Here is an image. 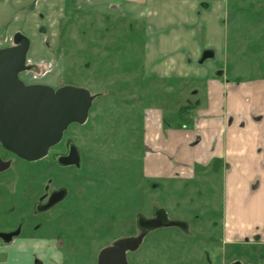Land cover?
Here are the masks:
<instances>
[{
    "label": "rangeland",
    "instance_id": "obj_1",
    "mask_svg": "<svg viewBox=\"0 0 264 264\" xmlns=\"http://www.w3.org/2000/svg\"><path fill=\"white\" fill-rule=\"evenodd\" d=\"M110 9L69 6L56 46L46 39L49 56L28 58L31 67L21 73L26 83L56 76L53 87L84 86L96 98L87 122L72 124L47 157L25 161L0 143V156L9 163L0 172V237L50 238L54 257L38 258L46 262L50 257L46 264H97L103 247L143 230L146 237L129 253L130 264H227L240 255L245 264H261L263 256L250 255L251 260L247 248L234 249L223 236L219 177L203 169L194 180L155 181L144 175L145 112L155 108L170 82L161 84L144 69V19ZM223 21L226 61L216 59V71L228 68L232 80L262 83L264 0H229ZM6 35L2 47L14 44ZM197 79L189 76L190 84L197 85ZM71 146L81 156L78 167L60 161L71 154ZM60 189L67 191L62 202L47 212L35 210ZM153 220L154 225H144ZM178 221L184 225H175ZM8 257L0 254V264ZM20 259L14 264L37 263L24 255Z\"/></svg>",
    "mask_w": 264,
    "mask_h": 264
},
{
    "label": "crops",
    "instance_id": "obj_2",
    "mask_svg": "<svg viewBox=\"0 0 264 264\" xmlns=\"http://www.w3.org/2000/svg\"><path fill=\"white\" fill-rule=\"evenodd\" d=\"M228 3L229 0H0V43L6 34L8 38L23 32L32 38L29 57H48L46 39L56 46L61 20L69 6L111 8L112 12L120 9L144 19V69L147 76L159 77V83L170 82L166 94L156 98L155 108L145 112L144 175L155 181L169 180L176 175L186 176L197 166L221 175L227 195L226 240L261 235L263 240L257 241L256 251L263 253L264 81H235L227 78L224 68L216 71V59L226 61L227 28L223 20ZM204 26L206 41L202 36ZM214 37L220 43L218 48ZM191 75L198 77L197 85L190 84ZM56 78L38 83L51 85ZM175 100L184 103L178 105ZM46 246L51 244L0 240V254H8L6 260L14 264L24 259H20L22 255L31 260L39 258ZM46 261L49 263L50 258Z\"/></svg>",
    "mask_w": 264,
    "mask_h": 264
},
{
    "label": "water",
    "instance_id": "obj_3",
    "mask_svg": "<svg viewBox=\"0 0 264 264\" xmlns=\"http://www.w3.org/2000/svg\"><path fill=\"white\" fill-rule=\"evenodd\" d=\"M13 39L14 44L0 48V143L19 158L36 161L62 140L71 124L87 122L96 95L84 86L26 83L21 73L31 67L27 64L31 41L23 32H16ZM71 151L60 161L80 165L77 148ZM8 167L0 156V172ZM66 193L65 189L55 192L40 208L51 207ZM141 239L124 238L115 247H104L98 264H128L125 250L137 248Z\"/></svg>",
    "mask_w": 264,
    "mask_h": 264
},
{
    "label": "flooded vegetation",
    "instance_id": "obj_4",
    "mask_svg": "<svg viewBox=\"0 0 264 264\" xmlns=\"http://www.w3.org/2000/svg\"><path fill=\"white\" fill-rule=\"evenodd\" d=\"M205 56V55H204ZM28 58H29V53H28ZM227 73H228V68L225 70ZM222 73H223V71H222ZM228 77H230V76H228L227 75V78ZM231 79V78H230ZM235 80V79H234ZM235 81H237V80H235ZM238 81H240V80H238ZM74 124V123H73ZM72 125V124H71ZM70 125V126H71ZM69 126V127H70ZM67 131V130H66ZM65 131V132H66ZM65 134V133H64ZM64 137V136H63ZM63 139V138H62ZM62 142V140L58 143V144H56V145H54V146H52L51 148H50V150H49V152H48V154L45 156V157H47L50 153H51V151L56 147V146H58L60 143ZM75 148V147H74ZM70 150H73V146H71V149ZM67 151V149L65 150V151H62L63 153L64 152H66ZM10 152V151H9ZM12 153V152H11ZM14 154V153H13ZM17 156V155H16ZM18 157V156H17ZM81 157V156H80ZM20 159H22V158H20ZM22 160H24V159H22ZM5 161V160H4ZM25 161H27V160H25ZM29 162H31V161H29ZM80 164H81V162H80ZM74 165H76L77 167L79 166V165H77V164H74ZM8 169V168H7ZM200 167H199V169H198V166L196 167V169H195V171H193V172H190V173H188L186 176H180V175H176L175 177H173V178H178V177H185V178H188V180H194V179H196V175L198 174V172L200 171ZM204 171H208V172H211L213 175H216L217 177H219V179L221 180V200H220V202H221V213H222V222H223V236L225 237V224H226V213H225V210H226V199H227V195L225 194V189H224V187H223V183H224V180L222 179V177H221V175L219 176L218 174H216V173H213L212 171H210V170H208V169H203ZM2 172V171H1ZM61 190V189H60ZM59 190H54V191H52L50 194H51V196L55 193V192H58ZM67 195V194H66ZM65 195V197L63 198V199H61L60 201H58L57 203H55V204H53L51 207H49V208H45V209H41L40 207L41 206H44L46 203H48V202H46V203H39V204H37L36 206H35V210L37 211V212H47V211H49V210H51L53 207H55L58 203H60V202H62L67 196ZM51 196L50 197H48V200H50V198H51ZM155 221H156V219H155ZM155 221L153 220L152 221V223H150L149 221H145V224L144 225H146V227L147 226H150V225H154V223H155ZM166 223H172V222H166ZM181 224V226L182 225H184V223L183 222H180V221H178V222H176V224L175 225H180ZM4 237H0V240L3 242V243H11V242H15V241H17L18 239H24V240H28V241H36V242H46V243H49L50 244V242H49V239L50 238H48V237H40V238H32V237H16V236H13V235H10V236H6V235H3ZM140 236H142V239H141V241H140V244L138 245V247L137 248H134V249H131V248H129V249H127V250H125V256H126V259H127V263L128 264H130V259H129V253L130 252H133V251H136L140 246H141V244H142V242H143V240L145 239V237H146V233H145V231L143 230L137 237H129V238H138V237H140ZM128 238V237H127ZM122 239H124V238H121V239H119V240H117V241H115L114 243H112V244H110V245H107V246H112V247H115L116 245V242H118V241H120V240H122ZM225 239H226V237H225ZM256 240V241H255ZM261 241V240H263L262 239V237H261V235H255V236H253V237H249V236H246L243 240H240V241H233V242H230V243H232L233 244V248L234 249H240V250H242V248H240L239 246H244L245 248H247V249H245V251L247 252V258H250L251 260H252V257L251 256H257V258H259V256H263V257H260V258H263V260H264V251H263V253H260L259 251H256V250H258L259 248H258V242L257 241ZM252 241H254V242H252ZM54 243H56V240H54ZM249 244V245H248ZM50 247L51 246H46V247H44V249H42V254H49L50 256H52V253L49 251L50 250ZM54 248H59V246H57V243H56V245L55 246H53ZM106 247V246H105ZM104 248V247H103ZM102 248V249H103ZM116 248H118V247H116ZM101 249V250H102ZM44 250V251H43ZM100 250V251H101ZM46 251H48V252H46ZM46 252V253H45ZM100 253V252H99ZM99 253H98V256H99ZM245 253V252H244ZM258 253H260V254H258ZM251 255V256H250ZM259 255V256H258ZM235 256H237V255H235ZM62 257H63V254L61 253V260H62ZM240 257L241 258H236V259H234V260H232V261H230V262H228L227 264H234V263H236V262H238V261H241L243 264H245V262L242 260V255H240ZM35 258V257H34ZM50 258V257H49ZM35 260L37 261V263L38 264H46L47 263V261L46 262H44L43 260H40V259H38V257H36L35 258ZM256 260V259H255ZM36 263V264H37ZM97 264H98V258H97ZM261 264H264V261L261 263Z\"/></svg>",
    "mask_w": 264,
    "mask_h": 264
}]
</instances>
